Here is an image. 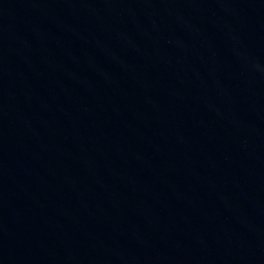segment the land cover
Returning <instances> with one entry per match:
<instances>
[{
	"label": "water",
	"instance_id": "water-1",
	"mask_svg": "<svg viewBox=\"0 0 264 264\" xmlns=\"http://www.w3.org/2000/svg\"><path fill=\"white\" fill-rule=\"evenodd\" d=\"M0 264H264V0H0Z\"/></svg>",
	"mask_w": 264,
	"mask_h": 264
}]
</instances>
